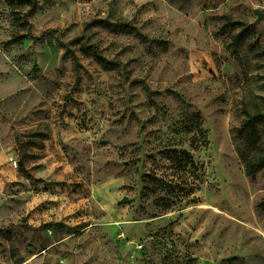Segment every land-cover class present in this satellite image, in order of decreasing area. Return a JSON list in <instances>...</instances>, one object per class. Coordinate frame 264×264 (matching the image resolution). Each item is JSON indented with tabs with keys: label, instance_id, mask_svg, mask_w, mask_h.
<instances>
[{
	"label": "rangeland",
	"instance_id": "obj_1",
	"mask_svg": "<svg viewBox=\"0 0 264 264\" xmlns=\"http://www.w3.org/2000/svg\"><path fill=\"white\" fill-rule=\"evenodd\" d=\"M36 1L0 0V264H264V0Z\"/></svg>",
	"mask_w": 264,
	"mask_h": 264
},
{
	"label": "trees",
	"instance_id": "obj_2",
	"mask_svg": "<svg viewBox=\"0 0 264 264\" xmlns=\"http://www.w3.org/2000/svg\"><path fill=\"white\" fill-rule=\"evenodd\" d=\"M15 0H13L14 2ZM19 2H27L28 5H30L32 8L37 6L36 0H18ZM25 22H28L27 16L24 20ZM24 23V22H21ZM19 23V24H21ZM29 23V22H28ZM246 33V30L241 31L236 36V40H240ZM22 41V36L19 34H16L13 36V38L10 40V44L19 43ZM100 59H105L101 58ZM74 59L76 64L78 65L77 56L74 55ZM245 113L247 115V118L242 123L241 127L239 128V135H243L246 131L251 132L252 134H258L259 133V126L262 123L264 125V109L260 107V105L256 106V110L254 112H250L247 109H245ZM264 168V156L259 157L251 166L250 174L252 176L256 175L260 170Z\"/></svg>",
	"mask_w": 264,
	"mask_h": 264
},
{
	"label": "water",
	"instance_id": "obj_3",
	"mask_svg": "<svg viewBox=\"0 0 264 264\" xmlns=\"http://www.w3.org/2000/svg\"><path fill=\"white\" fill-rule=\"evenodd\" d=\"M255 13L258 15V18H257V20L255 21V23H260V21L262 20V12L259 10V9H256L255 10ZM126 201H128V198L126 197V198H123L122 200H120L119 201V204H122V203H124V202H126Z\"/></svg>",
	"mask_w": 264,
	"mask_h": 264
}]
</instances>
